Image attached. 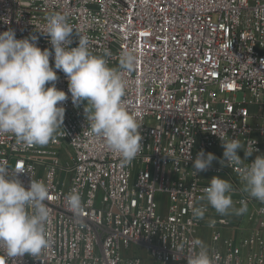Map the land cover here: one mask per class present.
<instances>
[{
  "label": "built area",
  "instance_id": "obj_1",
  "mask_svg": "<svg viewBox=\"0 0 264 264\" xmlns=\"http://www.w3.org/2000/svg\"><path fill=\"white\" fill-rule=\"evenodd\" d=\"M56 12L74 28L70 47L86 36L94 55L111 51L110 67L125 50L139 54L125 74L124 100L141 124L143 146L122 167L102 138L89 135L87 102L73 105L65 74L54 68L57 89L68 95L55 139L24 147L0 134L9 178L19 167L26 189L33 179L50 190V247L14 258L0 249V264H187L199 251L197 238L216 264H264V204L241 191L239 170L218 162L220 137L258 149L252 156L264 153V0H0V33L34 35L41 50H52L42 32ZM201 150L218 160L195 174ZM237 154L245 159L243 150ZM213 176L232 183L234 205L246 204V213L221 216L208 206L204 219H193L192 207L207 205L200 197ZM73 190L84 203L81 217L66 207Z\"/></svg>",
  "mask_w": 264,
  "mask_h": 264
},
{
  "label": "clouds",
  "instance_id": "obj_2",
  "mask_svg": "<svg viewBox=\"0 0 264 264\" xmlns=\"http://www.w3.org/2000/svg\"><path fill=\"white\" fill-rule=\"evenodd\" d=\"M45 19L46 31L42 33L50 38L52 50H41L34 35L17 39L14 30L0 33V134H12L24 147H43L55 139L65 117L62 104L68 100L65 91L55 85V68L66 76L73 105L87 102L84 112L89 135L102 138L105 146L118 154L122 167L130 165L143 145L141 124L125 107V74L136 69L139 54L135 49L125 50L118 66L110 67L111 51L105 49L103 55H94L86 36L80 34L78 46L70 47L74 28L64 14L52 13ZM53 50L54 67L50 66ZM48 84L51 86L46 87ZM220 139L223 159L201 150L193 163L195 174L207 171L218 160L222 167L239 170L241 191L264 204V155H256L245 165L258 149L253 151L238 139ZM238 150L244 151L245 159ZM19 173L22 171L17 167L9 178L8 167L0 163V249L8 258L25 254L38 257L50 247L46 232L50 210L45 204L50 190L43 181L33 179L26 189L17 178ZM203 191L200 199L207 205L192 207L195 220L204 219L208 206L221 216L247 212L244 203L235 207L233 185L220 176H213ZM65 202L74 216L83 215L84 203L78 191L70 192ZM214 225V220L209 221V227ZM192 244L199 251L188 257L187 264H216L218 256L210 255L202 240L194 239Z\"/></svg>",
  "mask_w": 264,
  "mask_h": 264
},
{
  "label": "rangeland",
  "instance_id": "obj_3",
  "mask_svg": "<svg viewBox=\"0 0 264 264\" xmlns=\"http://www.w3.org/2000/svg\"><path fill=\"white\" fill-rule=\"evenodd\" d=\"M237 100L240 101V102H242V100H243V94H238ZM263 150H264V145H263ZM259 155H264V153L259 154ZM254 157H256V155ZM166 207H167V203L166 204H163V209L166 208ZM141 255L143 257H146V258L148 257V254L145 251H143Z\"/></svg>",
  "mask_w": 264,
  "mask_h": 264
},
{
  "label": "crops",
  "instance_id": "obj_4",
  "mask_svg": "<svg viewBox=\"0 0 264 264\" xmlns=\"http://www.w3.org/2000/svg\"><path fill=\"white\" fill-rule=\"evenodd\" d=\"M249 158L252 159V160H254L255 157H254V156H251V157H249ZM234 215H235V214H231V215H228V216L234 217ZM206 243H208V240H206Z\"/></svg>",
  "mask_w": 264,
  "mask_h": 264
}]
</instances>
